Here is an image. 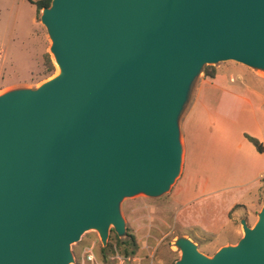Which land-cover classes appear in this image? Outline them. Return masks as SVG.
I'll list each match as a JSON object with an SVG mask.
<instances>
[{
	"label": "water",
	"instance_id": "1",
	"mask_svg": "<svg viewBox=\"0 0 264 264\" xmlns=\"http://www.w3.org/2000/svg\"><path fill=\"white\" fill-rule=\"evenodd\" d=\"M60 74L0 94V264H71L89 230L126 235L124 199L180 176L181 118L206 66L264 72V0H52L41 11ZM212 257L264 264V206Z\"/></svg>",
	"mask_w": 264,
	"mask_h": 264
},
{
	"label": "rangeland",
	"instance_id": "2",
	"mask_svg": "<svg viewBox=\"0 0 264 264\" xmlns=\"http://www.w3.org/2000/svg\"><path fill=\"white\" fill-rule=\"evenodd\" d=\"M35 11V6L27 0H0V94L17 88H37L58 75L59 67L50 52L51 40L41 23V12ZM46 55L53 62V71L45 67ZM206 67H215V78L206 75ZM206 67L181 118L183 163L180 176L170 191L159 198L139 194L124 199L121 212L126 235L119 236L112 227L104 245L97 231H86L80 241L72 245L74 262L71 264H175L181 257L175 246L180 237L190 238L201 252L212 257L220 248L235 245L243 237L242 219L251 227L256 224L264 206V184L250 191L235 185L230 190L218 188L215 191L204 181H191L183 138L185 122L206 82L216 79L220 72L246 82L264 80V72L235 61ZM223 184L229 183H217L218 186ZM188 188L195 189L196 199L187 206L178 205L173 200L174 193ZM235 202L238 204L231 205ZM88 250L95 255V262L89 261ZM125 250L129 254H125Z\"/></svg>",
	"mask_w": 264,
	"mask_h": 264
},
{
	"label": "crops",
	"instance_id": "3",
	"mask_svg": "<svg viewBox=\"0 0 264 264\" xmlns=\"http://www.w3.org/2000/svg\"><path fill=\"white\" fill-rule=\"evenodd\" d=\"M246 134L264 145V80L246 82L220 72L204 84L184 125L185 162L191 181H204L215 191L230 190L234 185L245 191L259 188L264 178V152L259 153ZM219 182L229 184L218 186ZM195 194L194 188H188L174 193L173 200L187 206L196 199Z\"/></svg>",
	"mask_w": 264,
	"mask_h": 264
},
{
	"label": "trees",
	"instance_id": "4",
	"mask_svg": "<svg viewBox=\"0 0 264 264\" xmlns=\"http://www.w3.org/2000/svg\"><path fill=\"white\" fill-rule=\"evenodd\" d=\"M27 1L31 3L32 5L36 6L37 13H40L44 8L50 6L52 0H39V1L27 0ZM45 67L49 69L50 71L54 70V65L49 55L45 56ZM205 73L210 78H215L217 75L215 67H206ZM246 138L255 146V148L257 149L259 153L264 152V145L262 142H260V140L248 134H246ZM262 184H264V178L262 179ZM132 241L134 243L136 242L135 237L133 236H132ZM125 254H129V251L125 250Z\"/></svg>",
	"mask_w": 264,
	"mask_h": 264
},
{
	"label": "built area",
	"instance_id": "5",
	"mask_svg": "<svg viewBox=\"0 0 264 264\" xmlns=\"http://www.w3.org/2000/svg\"><path fill=\"white\" fill-rule=\"evenodd\" d=\"M86 254L88 256L89 261L95 262L96 258H95V255L93 254L92 250H88L86 252Z\"/></svg>",
	"mask_w": 264,
	"mask_h": 264
},
{
	"label": "bare ground",
	"instance_id": "6",
	"mask_svg": "<svg viewBox=\"0 0 264 264\" xmlns=\"http://www.w3.org/2000/svg\"><path fill=\"white\" fill-rule=\"evenodd\" d=\"M57 74H58V75L60 74V69H59V68H58Z\"/></svg>",
	"mask_w": 264,
	"mask_h": 264
}]
</instances>
